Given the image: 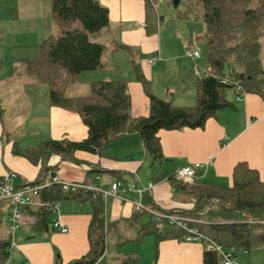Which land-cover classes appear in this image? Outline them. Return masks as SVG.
Wrapping results in <instances>:
<instances>
[{
    "label": "crops",
    "instance_id": "0c3cea01",
    "mask_svg": "<svg viewBox=\"0 0 264 264\" xmlns=\"http://www.w3.org/2000/svg\"><path fill=\"white\" fill-rule=\"evenodd\" d=\"M151 1L155 4L156 17L158 16L155 30L148 28V22L153 18L146 8V0H100L109 9L110 23L95 40L105 44V51L110 49V65L121 68L128 74L123 78L128 84L132 101L131 113L134 117L148 116L150 113V98L137 79L134 62L140 65L150 80L154 94L171 100L179 107L197 105L198 79L211 72L205 67L201 68L202 57L193 59L185 54V45L179 34H167V30H163L166 23L162 22L156 0ZM55 33L56 23L50 0H0V173L16 171L18 183L36 178L40 165L13 152V142L16 140L24 148H32L33 145L25 146L21 139L13 138L9 133L6 142H3L8 120L5 115L11 113L15 118L24 116L25 123H37L39 127L34 131L44 134L41 141L51 138L79 141L88 136V128L78 112L51 104L47 83L38 78L16 81L19 67L27 68L28 62L39 56L43 40ZM118 43L133 48L134 56L117 46ZM156 54H160L161 59L151 62L150 58ZM136 56L137 61L134 59ZM123 59L124 65L121 63ZM127 64L133 69L132 74ZM107 67L109 66L104 61L102 68L85 71L80 75L79 81L83 84L84 94L90 93L92 81L105 78L87 76L84 79L83 75L92 71L103 72ZM230 69L226 75L233 73ZM201 70L205 74H201ZM27 72L30 75L28 68ZM78 95L82 94L73 96ZM224 96L233 106L218 110L207 119L203 127L159 131L163 160L156 168H152V156L146 151L136 132H129L118 142L108 145L101 155L77 151L76 157L81 162H75L58 154H51L48 164L53 166L56 175L62 180L88 185L99 183L110 187L116 180L148 185L150 181H156L149 197L159 208L190 209L193 206L188 202L191 195L174 198L173 192L178 189L166 179V175L175 172L178 167L194 162H207L213 156L212 163L199 171V177L204 181L219 186L231 185L234 167L239 162H246L256 169L264 180V96L257 92H239L233 87H227ZM21 100H25L29 106L26 114L12 109V105ZM41 141L36 142L35 146ZM92 169L95 171L91 173ZM102 200L109 227L119 219L139 220L143 215L134 210L132 203L117 197L107 196L104 199L102 197ZM93 210L91 202L63 200L60 216L69 229L63 233L56 231L51 221L48 227H39L35 224L36 219L30 209H26V222L15 235L17 261L12 255L13 247L6 264H22L25 261L31 264H54L57 259L68 262L86 254L90 248L88 233ZM155 243V264H204V251L207 248L201 242L166 239L157 244L155 239ZM114 253L107 248L95 264H137L139 261L138 258L132 263H123L124 259L116 261ZM245 255L249 256V262L243 260ZM254 256L244 251L238 253L241 264H254Z\"/></svg>",
    "mask_w": 264,
    "mask_h": 264
},
{
    "label": "trees",
    "instance_id": "16d2710c",
    "mask_svg": "<svg viewBox=\"0 0 264 264\" xmlns=\"http://www.w3.org/2000/svg\"><path fill=\"white\" fill-rule=\"evenodd\" d=\"M146 1V8L153 18L148 22V28L155 30L158 22L156 7L151 0ZM200 1L208 56L217 70L198 79L196 106L179 107L171 100L154 94L150 80L140 65L134 62L137 79L150 98L149 115L134 117L131 95L124 79L94 80L89 94H67L68 88L79 81L83 72L104 66L106 46L95 39L109 26V9L100 0H50L57 31L43 40L39 56L29 61L27 68L30 74L48 84L52 105L80 114L88 128V136L79 141L51 138L32 148H24L18 140L14 141L13 152L16 155L40 165L39 174L29 183L42 182L49 170L56 174L53 166L48 164L51 154L81 162L76 157L77 151L101 155L108 145L118 142L129 132L140 135L146 151L152 156V168H156L163 160L160 130L203 127L218 110L233 106L224 96L227 87H234L233 83L222 80L226 75L225 65L233 70L232 81L239 80L245 92H257L264 96V0ZM117 46L134 56L133 48L119 43ZM94 171L92 169L91 173ZM166 179L178 190L191 195L188 202L193 204L192 208L166 210L159 208L151 197L146 196L144 201L154 209L189 218V228L202 235L199 242L204 245L218 242L248 249L249 253L264 250V180L256 169L246 162H239L234 167L229 186H219L200 177L194 182H185L174 171L169 172ZM65 199L92 203L94 210L88 233L90 248L78 258L68 262L57 259L54 264H95L108 248L110 230L102 194L84 189L66 192L60 184L53 183L41 190L37 197L45 205L29 206L28 209L35 216L36 225L48 227L51 221L48 206ZM139 228L140 241L147 235H153L157 244L166 239L186 241L191 233L182 227H172L167 219L153 218ZM11 249L12 239H0V264L8 262ZM136 261L137 258H127L122 262ZM204 264H222L221 254L205 249Z\"/></svg>",
    "mask_w": 264,
    "mask_h": 264
},
{
    "label": "rangeland",
    "instance_id": "374dc122",
    "mask_svg": "<svg viewBox=\"0 0 264 264\" xmlns=\"http://www.w3.org/2000/svg\"><path fill=\"white\" fill-rule=\"evenodd\" d=\"M157 10L163 18L164 25L163 30H167V34L177 33L180 39L185 45V49L191 48L192 46H197L201 52V68L205 67L208 71L217 70V68L210 62L208 56V42L205 38V23L202 18L203 5L200 0H180L175 2V0H156ZM57 31V30H56ZM264 42V40H263ZM111 45V44H109ZM110 49L105 51L103 60L109 67L103 72L92 71L85 73L83 75L84 79L87 76L90 78L98 79L97 77H103L105 79H125L123 76H128L121 68H114L110 61ZM136 55V54H135ZM137 61V56L134 58ZM123 65L125 64L124 59L121 61ZM117 66V65H116ZM129 72L132 74L133 69L127 64ZM229 66L225 65L224 73H228ZM231 70V69H230ZM19 74L16 75L17 82L28 81L30 79H37L33 75H29L26 66L19 67ZM201 74H205L204 70H201ZM100 79V78H99ZM82 82L78 81L72 84L68 90L67 94L70 96L77 94H84V87ZM12 109L17 111L26 112L29 110V106L25 100L18 101L12 105ZM6 123V134L3 136V142H6L7 134H11L13 138L21 139L25 146L33 145L36 142L43 140L44 134L35 133L38 132L35 128L39 125L36 123L27 124L24 122L25 117L15 118L11 113L5 115ZM34 131V132H33ZM29 138H33L30 140ZM6 145V144H5ZM32 146V147H33ZM2 160V157L1 159ZM22 179V178H21ZM27 178H24L26 180ZM23 180V181H24ZM189 194L184 193L179 190H174L173 197L179 198L181 196L187 197ZM8 200H4L3 203L0 201V239H12V233L10 229V224L8 220ZM153 216L149 212L143 213L139 220L132 219H119L113 223L110 227L109 233L107 235L108 248L114 251V259L116 261L127 259V258H138L137 264H155V238L153 235L144 237L140 241V224L147 223ZM142 244L140 245V243ZM256 254V255H255ZM15 261H17V247L13 249V254ZM255 257L254 264H264V250H258L252 252ZM13 257V256H12ZM249 256H243V260L249 262ZM263 260V261H262ZM245 261V262H246Z\"/></svg>",
    "mask_w": 264,
    "mask_h": 264
},
{
    "label": "built area",
    "instance_id": "2783aa9c",
    "mask_svg": "<svg viewBox=\"0 0 264 264\" xmlns=\"http://www.w3.org/2000/svg\"><path fill=\"white\" fill-rule=\"evenodd\" d=\"M185 54L193 59H198L201 57V52L197 46L187 48ZM161 59L160 54L154 55L150 58L151 62H155ZM227 83H233L237 91L244 92L243 87L239 80L232 81L231 73L225 75L222 79ZM213 156H210L207 162H194L185 166L178 167L175 170V175L185 181L194 182L199 178V171L204 169L207 165L212 163ZM18 173L9 170L5 173H0V200H8V220L10 224V229L12 233V248L15 245V235L21 229V227L26 222L25 210L29 206L41 205L44 206V202L37 200V197L41 190L51 186L53 183H58L62 186L63 190L66 192L72 191L76 192L79 189L92 190L97 194H102L103 199L107 196H114L119 198L124 202H130L133 208L137 212H149L155 219H167L172 227H182L188 229L191 233L186 237L188 242H199L202 235L193 228H189L188 221L190 220L184 215L169 213L163 210L154 209L144 202V198L149 197L154 188L155 182L150 181L148 185L142 184H131L123 180H116L111 183L110 187H104L99 183L88 185L85 183L77 181L62 180L51 170L45 173L43 181L40 183H29L17 182ZM99 178V177H98ZM61 201H57L48 206V210L51 212V225L59 232H68V227L62 221L61 212ZM264 221V219L262 220ZM206 248L215 250L219 252L222 256V264H241L238 257L239 251H244L248 253V249L238 248L236 246H225L218 242H207ZM12 250V249H11ZM22 264H31L29 261H25Z\"/></svg>",
    "mask_w": 264,
    "mask_h": 264
},
{
    "label": "water",
    "instance_id": "95a60500",
    "mask_svg": "<svg viewBox=\"0 0 264 264\" xmlns=\"http://www.w3.org/2000/svg\"><path fill=\"white\" fill-rule=\"evenodd\" d=\"M180 0H175V2H179Z\"/></svg>",
    "mask_w": 264,
    "mask_h": 264
}]
</instances>
